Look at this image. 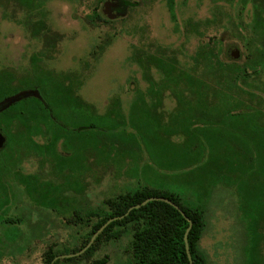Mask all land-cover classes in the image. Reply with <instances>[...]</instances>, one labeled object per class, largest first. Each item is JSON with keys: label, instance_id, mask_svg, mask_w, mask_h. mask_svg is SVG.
I'll return each instance as SVG.
<instances>
[{"label": "trees", "instance_id": "16d2710c", "mask_svg": "<svg viewBox=\"0 0 264 264\" xmlns=\"http://www.w3.org/2000/svg\"><path fill=\"white\" fill-rule=\"evenodd\" d=\"M20 2L28 22H33L43 5L35 0ZM169 7L176 20L173 0ZM249 26L254 34L247 61L217 68L227 80L217 85L210 83L208 75L199 76L202 66L212 67L202 49L189 69L170 48L157 55L135 52L130 61L140 66L148 87L136 92L128 114L118 97L111 98L106 112L100 114L78 94L80 86L38 69L35 62L19 84L0 70V103L19 87L34 88L41 95L23 98L0 113V131L8 139L7 150L0 154V251L6 243H14L21 225L34 239L41 224L38 232L45 237L49 232L43 225L45 214L60 215L72 207L64 219L91 231L78 248L50 247L45 264L85 263L100 246L123 235H131L129 252L134 264H190L185 244L190 224L176 208L154 200L128 213L150 198H166L193 222L189 246L194 264H211L201 242L214 194L226 188L236 198V264H264V80L259 77L263 72L259 68L264 67V15L256 10ZM227 89L244 95L231 96ZM167 97L176 101L168 113L163 110ZM32 157L42 169L36 176L24 175L22 164ZM101 165L103 172H111L116 165L131 179L144 178L138 179L135 189L106 200L105 208L77 210V199L68 192L84 193L85 173ZM56 179L65 183L54 185ZM13 204L18 217L6 219ZM115 218L82 255L73 256ZM93 264H107V260Z\"/></svg>", "mask_w": 264, "mask_h": 264}, {"label": "rangeland", "instance_id": "374dc122", "mask_svg": "<svg viewBox=\"0 0 264 264\" xmlns=\"http://www.w3.org/2000/svg\"><path fill=\"white\" fill-rule=\"evenodd\" d=\"M99 1L36 0L43 8L36 12L33 22H28V13L20 0H0V70L7 72L8 80L19 84L29 76L35 62L38 69L43 68L54 76L63 77L68 84L80 86L78 94L100 114L106 112L114 97L120 98L128 114L136 92L146 91L148 87L140 66L130 61L135 52L157 55L160 50L170 48L176 52L182 66L189 69L195 64L193 57L202 49L212 67L202 66L199 76L208 75L210 83L215 85L226 80L217 68L229 63L239 64L228 57L230 47L237 46L238 51L246 54L243 37L235 26L236 23L246 26L251 20L249 7L240 12L227 0H174L177 15L174 21L166 0H133L141 2V7L130 9L126 18L113 21L97 17L103 6ZM231 16L232 23H229ZM259 69L263 71L259 77L264 80V67ZM252 72L249 69V73ZM153 73L157 79L158 74ZM225 88L224 85L221 90ZM26 89H19L17 93ZM228 89L226 92L231 96L244 95ZM175 107L176 101L167 97L163 110L168 113ZM69 154L72 156L73 152ZM118 167L115 165L111 172H103L105 166L101 165L85 173L84 193L68 192L77 199V210L105 208L106 200L135 189L138 179L144 178L137 175L131 179ZM41 169L36 157L28 158L21 167L24 175H36ZM66 171L70 170L66 168ZM63 183L64 180L56 179L54 185ZM235 201L230 189L222 188L214 194L201 242L211 264H236L239 227ZM24 202L26 206L31 204L26 198ZM17 209L13 204L5 218L15 220ZM72 210L74 208L67 207L60 215L47 212L43 225L48 226L49 232L45 237L38 232L42 230L41 224L34 231L38 234L34 239L21 225V234L14 238V243L19 241L20 246L6 243L0 251V264H45V252L50 247L59 245V248L74 249L81 246L91 228L67 222L64 218ZM130 242L131 235H123L118 241L100 246L94 256L80 264H93L103 259L107 264H134L129 252Z\"/></svg>", "mask_w": 264, "mask_h": 264}, {"label": "flooded vegetation", "instance_id": "af4514ba", "mask_svg": "<svg viewBox=\"0 0 264 264\" xmlns=\"http://www.w3.org/2000/svg\"><path fill=\"white\" fill-rule=\"evenodd\" d=\"M36 1V0H35ZM101 2H103V6L101 7V12L98 13L99 15V18H105L107 20H113V21H116V20H121V19H124L127 17V15L129 14L130 12V9H134V8H139L141 7V2H136V1H133V0H118L119 1V5L116 7V8H113V9H110L111 11V14L112 15H116L117 18H109L108 15H106V12L104 11V5L106 2H108L109 0H100ZM167 1V4H168V8H169V12H170V16L172 18V20H174L173 16H172V13H171V10H170V7H169V3H170V0H166ZM227 2L230 4V6L232 7H238V10L237 11H244L246 9H250V17H251V20L246 23V26H244L243 24H240V23H236V30L238 32L241 33L242 35V40H243V47L245 48V51L247 53L248 49H249V41H250V35H253L254 33V30L250 28V24L252 23V20L253 18L255 17V12L256 10L258 11V13H261V15H264V6H263V0H227ZM173 3L175 5V1L173 0ZM26 9V7H25ZM121 14H126L125 16H121ZM175 16H176V20H177V15H176V11H175ZM232 19V16L230 17V21L229 23H232L231 21ZM174 20V21H176ZM236 22V21H235ZM236 48H238L237 46H235ZM235 47H230V49L228 50V57L232 60V61H235V62H239L240 64V61H242V63L244 64L247 60H246V54L242 53L241 51H238ZM234 50L236 52L235 55H239L235 58H233L231 56V51ZM133 56V55H132ZM27 88L26 90H22V91H36V89L34 88H28V87H22L20 89H25ZM19 90V89H18ZM20 91V92H22ZM17 94V93H15ZM13 94V95H15ZM11 95V96H13ZM0 134H2L5 138H6V142L3 146V148L0 149V154L5 152L7 150V136L2 132L0 131ZM32 176H36V175H32ZM23 188V187H22Z\"/></svg>", "mask_w": 264, "mask_h": 264}, {"label": "water", "instance_id": "95a60500", "mask_svg": "<svg viewBox=\"0 0 264 264\" xmlns=\"http://www.w3.org/2000/svg\"><path fill=\"white\" fill-rule=\"evenodd\" d=\"M118 5H119V1L118 0H109L108 2L105 3V5H104V11L106 12V15L109 16V18H112V19L113 18H117L116 15H112L111 14L110 9L116 8ZM125 15L126 14H121V16H125ZM235 54H236V52L234 50H232L231 51V56L233 58L239 56L238 54L237 55H235ZM31 96H34V97H37V98H41V95H40V93L38 91H22V92H19V93L13 95V96H10V97L6 98L5 100H3L0 103V113L3 112V111H5V110H7L8 108H10L13 104L20 102L23 98H27V97H31ZM5 142H6V138L2 134H0V149L3 148ZM154 200H161V201H164V202L172 205L189 222L190 225H189V228H188V230L186 232V235H185V244H186V250H187V253H188V258H189L190 264H194L193 257H192V253L190 251V246H189V233H190V231L192 229L193 222L186 215V213L176 203H174L173 201H171L169 199H166V198H150V199L146 200L145 202H143L141 205H137V206L131 207L129 209L128 213L131 212L134 209H139L140 207H142V206L146 205L147 203H149L151 201H154ZM115 220H116V218L109 220L99 230V232H97L95 234V237L91 240L90 244L84 250H82L81 253H78V254L73 255V256L81 255L82 253H84L92 245V243L94 242L96 236H98L100 232H102L110 223H112Z\"/></svg>", "mask_w": 264, "mask_h": 264}]
</instances>
